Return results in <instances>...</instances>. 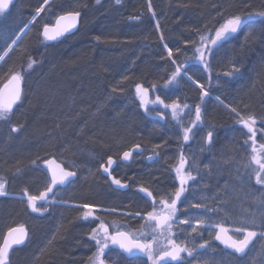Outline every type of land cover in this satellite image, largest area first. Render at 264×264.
Listing matches in <instances>:
<instances>
[{"label": "trees", "instance_id": "trees-1", "mask_svg": "<svg viewBox=\"0 0 264 264\" xmlns=\"http://www.w3.org/2000/svg\"><path fill=\"white\" fill-rule=\"evenodd\" d=\"M91 2L87 0L88 5L83 8L88 13L80 32L69 41L70 44L68 42L69 45L51 52L50 62L39 73L26 75L28 64L20 62L23 51L30 48L27 42L0 68V72L6 70L17 60L19 74L28 76L23 104L20 102L13 114L19 113L17 120L25 123L24 135L32 142L29 146L16 148L5 143L6 137L0 139V165L8 169V173L24 169V177L19 178V182L44 181L42 171L29 166L47 151L50 154L58 152L62 158H75L77 167L86 169L95 165L88 155L103 159L132 141L145 147L170 148L176 138L164 132L160 125L151 123L141 114L139 106L129 101H133L134 81L149 80L147 87L157 90L178 68L180 73L183 71L193 79L203 81V76L208 73L211 79L224 78L222 74L232 70L233 62H239L244 68L243 75L231 77L230 83L222 89V100L244 117L254 115L257 123L262 122L264 20L256 17L245 23L219 48L209 42L208 46L214 48L210 72L200 63L196 48H203L201 36L215 38L216 29L227 19L264 11V0H149L158 27L147 11L145 0H120L119 3L117 0H100L98 9L93 11H90ZM163 45L172 51V57H166ZM38 60L35 59V63ZM119 81L124 83L119 85ZM173 82V91L190 93V85L180 74ZM168 85L171 88V84ZM32 95L36 98L29 101ZM28 101L31 102L29 109L24 105ZM250 105L253 107L249 111L256 113L249 114L243 108ZM214 110L212 116L216 115ZM38 134L39 142L36 140ZM20 135L23 133L7 137L11 141ZM92 170V178L82 180L69 196L94 199L95 204L112 206L115 212L122 214L141 206L138 196L109 190L96 169ZM140 174L151 183L160 178L154 167L144 168ZM163 180L160 181L163 183ZM78 204L86 203L79 201ZM0 206V226L11 228L19 223L28 224L32 218L23 203L5 198L0 200ZM60 214L54 212L47 220L35 222L33 245L26 244L15 250L9 264H75L82 256L84 231L75 223L72 213L63 217L60 227ZM120 218L124 220L122 216Z\"/></svg>", "mask_w": 264, "mask_h": 264}, {"label": "flooded vegetation", "instance_id": "flooded-vegetation-1", "mask_svg": "<svg viewBox=\"0 0 264 264\" xmlns=\"http://www.w3.org/2000/svg\"><path fill=\"white\" fill-rule=\"evenodd\" d=\"M86 5H88L87 0H48L47 4L44 3V0H11L9 8L0 13V57L8 50L0 67L6 64L12 56L18 54L26 42L29 43L34 54L37 53L38 55L41 53V55L44 54L45 56L69 45V41H72L81 30L85 17L82 10ZM41 6H43L44 10L37 16L36 10ZM90 8L91 11L96 9L95 6H90ZM76 12L81 15L78 28L74 33L66 34L57 41H48L42 38L45 26L53 28L60 17ZM23 30L24 32L22 33ZM32 35H34L33 38ZM18 37L19 39H17ZM14 40L16 41L15 44L12 43ZM33 67H35L34 64ZM17 73H19L17 64L1 71L0 88ZM29 75L30 72L28 73ZM21 77L23 95L25 79L27 78L25 75ZM164 89L161 86L156 90V94L158 95L159 90L162 91ZM193 89H195V86H190V113L184 114L183 117H180V114L174 120L176 124L178 121V126L183 130L191 128L189 140L185 141L184 133L182 134L178 130L174 134L176 139L173 144L166 149L152 145L143 148L139 143L132 141L126 147L117 150L112 156H107L103 159L96 156L88 157L95 165L92 168L88 166L86 169H80L77 166L69 168L65 163L59 161L65 170L75 172L76 177L66 187L58 188L52 194L47 193V197L49 199L51 195L61 191L65 194L60 199L61 203L70 202L66 198L68 193L77 188L82 180L91 179L93 176L92 169L94 168L98 177L104 180L109 190L121 192L113 189L108 183L107 177L102 174L103 168L101 165L107 167L108 158L111 157L114 161L109 169L111 175L127 185V190L124 192L138 196L142 202L137 210L129 209L128 215H126V212L123 213L122 217L124 220L120 221L124 223L126 228L119 231L135 235L141 240L151 241L152 236L146 238L137 236L139 232H142L141 227L145 223L141 216L146 217L147 213L152 211L153 200L156 201L158 209L163 212L168 211L164 209L163 205L159 204V201L165 197H167V200L176 198L175 193L180 188V182L175 169L180 167L181 157H183L184 170L190 172L195 179L188 181L185 186L186 191L182 194L181 199L177 201L176 223L172 225L171 235L181 246L197 250L194 252L193 257L187 256V253H181L183 264H264V224L254 214L259 209L264 210V186L257 185L255 182L254 170H258L259 166L253 161V157L256 160H264V149L261 148V144H264V120L255 125L257 135L255 137L256 144L253 145L252 140L248 138L250 134L247 133V129L243 128L242 124L237 123L239 117L220 102L223 112L218 111L223 115V120L219 127L215 123L212 124L210 122L212 116L211 108L207 106L209 101L204 98L201 99V94H196ZM141 95L145 103L142 105L143 107H139V111L149 120L153 118L155 113L161 114V117H157L155 122L163 128L167 122L166 117L163 116L164 113L169 114L173 109L171 107L165 108L163 104L158 103V96L156 95L151 99L143 93ZM137 103L140 104L141 102L138 101ZM197 105H200L202 114V119L198 122L195 120ZM188 109L189 107L183 112ZM226 119H228V123ZM181 120L184 121L181 124L182 126H180ZM226 125L231 127V135L227 140L219 136L222 131H225L222 129ZM209 131L213 132L211 142L208 140ZM135 147H141V149L139 148L140 151L135 150L132 152ZM253 147L256 148L255 153L252 151ZM126 151L131 153L128 160L123 159V153ZM73 160L71 161L76 162L75 158ZM151 167H154L160 176L155 183L141 178V170ZM160 180H163V183ZM49 183L47 177L44 185L32 195L39 196L41 192H45ZM141 187L151 191L153 196L148 198L145 192L139 191ZM193 203L201 204L203 207L193 208ZM72 204L76 205L71 209L74 221L84 231L82 260L84 264H93V261L89 258L94 256L98 246L95 240L90 239L92 230L94 228L98 229L99 224L103 222L108 227L109 234H114L117 231L113 229L115 211L112 206H97L92 211L98 216V219L92 217L84 219V213L87 212L86 208L79 207L78 202L75 201ZM206 209H212V211H206ZM187 210H190L191 216H189V211ZM136 213L141 215H135ZM185 218H190L194 226L197 219H204L206 224L200 226L197 232H193L187 224L179 223V220ZM242 223L248 230L256 231L258 235L253 239L249 250H246L247 255L238 256L233 253L232 249L225 248L224 244L215 239V234L218 231L216 225L219 224L226 228L228 230L227 234L233 238H243L242 233L235 231V228ZM183 229H187V231H182ZM103 237L104 233L101 231L100 238L102 243H104ZM158 239L161 247L168 246L166 236ZM107 243L106 255L101 257L104 264H152L148 260L147 255L137 249H133L134 254H125L117 250L111 240H108ZM205 243L210 245V247L200 249L199 245ZM197 252L201 254L197 255ZM230 253L232 254L230 255ZM161 264H164V262L161 261ZM170 264H176V262H170Z\"/></svg>", "mask_w": 264, "mask_h": 264}, {"label": "snow or ice", "instance_id": "snow-or-ice-1", "mask_svg": "<svg viewBox=\"0 0 264 264\" xmlns=\"http://www.w3.org/2000/svg\"><path fill=\"white\" fill-rule=\"evenodd\" d=\"M100 0H97V3H99ZM120 0H117V3H119ZM11 3V0H0V13H3L6 9L9 8V5ZM44 3L47 4L48 0H44ZM44 10L43 6L38 8L36 10V15L39 16L40 13ZM149 11H152L151 5L149 6ZM80 13H70L69 17L73 21V24L71 27H75V21L79 17ZM256 17L261 18V20H264V11H259L254 14L250 13L247 16H234L232 18H229L226 20L225 23H223L218 29L215 31V38L211 37H204L201 36V41L203 42V48L197 47L196 52L199 53V60L200 63L203 64L205 71L211 70V64L210 59L211 56L214 55V48L209 47L208 44L214 46L215 48H219L222 46L224 42H226L233 34L238 33V31L241 29L242 25L245 23L254 20ZM35 19V18H34ZM61 20L66 19V17H60ZM68 28H65L64 31H68ZM62 32L57 33V35H62ZM43 35L46 40L55 39L54 36L49 35V28L48 26L44 27ZM19 39V37L17 38ZM13 44L16 43L14 40L12 42ZM169 57H172V51L169 50ZM3 57H0V60H2ZM35 61H30L28 64V68L31 69ZM173 63L175 61L173 60ZM181 69L178 68L176 73L173 74L172 78L168 81V83H172L175 81L176 76L180 74ZM244 72V68L239 62H233L232 64V70L229 72H225L224 75L227 77H238L242 76ZM22 77L19 73L13 75L11 77V82H16V88L15 91L11 97V99L7 103L0 102V120H7L9 118V114L13 111V105H15L18 101L22 100V89L19 87L20 81ZM189 80H192L194 84L198 88L201 89V99H203L204 96L208 95V92L204 89L203 84L198 83L196 80H194L191 76L188 77ZM137 93H143L144 95H147L148 90L146 88H143L141 85L136 86ZM157 102L160 104H163L165 108L171 107L173 109V117L175 118L179 111H182L181 105L173 102L171 105L166 104L164 100L160 99V97H157ZM141 103L142 105L145 103V100L143 96H141ZM183 108H188V105H183ZM232 112L236 114L237 117H239L237 123L242 124L243 128L247 129V133L250 134L248 137L252 140V144H256V135L257 131L255 128V125L257 123V118L254 115H249L247 118L241 115V113L236 109L232 108ZM159 115V113H157ZM202 114H201V107L200 105L196 106L195 109V120L201 121ZM19 129L17 127L12 128V132H17ZM189 132H191V128H185L184 129V140H189ZM213 137V132H208V140L211 142ZM247 143V141H245ZM159 147V145H157ZM261 148L264 149V144H261ZM253 153L256 152V148H252ZM131 156L130 152H124L123 153V159L128 160ZM253 161L258 164L259 168L258 170H254L255 172V182L257 185L264 186V160H256L255 157H253ZM48 163H52L49 161ZM114 163L111 157L108 158V166L105 167L104 165H101L103 168V171L105 173H108L109 176H111L110 167ZM175 171L177 172V176L179 178L180 182V188L175 193V199L171 200H165L161 199L159 201L160 205H163L164 209H167V212H163L161 210H158L157 203L155 200H153V211L148 212L147 216H141L142 219L146 220L147 223L143 226L144 231L141 233V237L145 236V234L148 232V230H151V232L154 234L151 241H148L146 239L141 240L140 238L136 237L135 235L125 233L124 231L117 230L114 234H109L108 227L105 226L103 222H101L98 226V229L94 228L92 230V235L90 236V239L95 240L96 244L98 246L97 252L94 254L93 257H90L89 259L93 261V264H104L103 259H101L102 256H105V249L108 248V240H111V243L113 245H119L121 249H123L125 252L129 254H134L133 249L139 250V252L144 253L147 255V258L149 261L152 262V264H161V261L164 262V264H170V262H176V264H183V257L181 256V253H187V256L193 257L194 252L197 250L195 248H189L181 246L176 239L172 238L171 231H172V225L176 223L175 219V213L178 210L177 209V201L181 199L182 194L186 191V185L189 180H194L195 177L191 175L190 172H187L184 170V163H183V157H181V165L180 167L176 168ZM76 175L73 171H65L64 169H60L59 175H57L55 172L52 174L51 183L47 186V189L45 192H41L39 196L31 195L27 190L24 191V196L27 197L28 201V207L31 209L32 212H43L47 211L46 204L48 203V197L47 193L53 191L54 185H64L65 183H69L70 178L74 177ZM113 184L118 185L120 188H126L127 185L123 184L119 179L113 178L112 180ZM140 192H145L148 197H152L153 194L151 191L141 187L139 189ZM6 195L5 190V183L3 181H0V196ZM41 200L44 201V204L37 205L36 201ZM79 207L82 208H88L89 211L84 213V219H88L89 217H92L94 219H98V216L94 214L92 211V207L87 204L79 205ZM193 208H200L203 207V205L198 203L192 204ZM107 211V210H105ZM206 211H212V209H206ZM126 215H128L126 213ZM135 215H141L140 213H136ZM190 216L192 214H189ZM154 222V223H152ZM180 224H187L193 232H197L198 228L200 226H204L206 224V221L204 219H197L196 225L194 226L192 224V221L190 218H185L179 220ZM254 223V221H252ZM216 227L218 228V231L215 234V239L217 241H220V243L225 245V248L232 249L233 253L237 254L238 256H244L247 255V251L250 248V245L253 242V239L257 237L256 231H250L247 227L244 226L242 223L240 226H237L235 228V231L237 233H242L243 238H233L231 235H228V230L224 228L222 225L217 224ZM159 230L160 236H166L167 239V245L161 247L160 241L158 237L155 235V233ZM104 233V243L101 242L100 238V232ZM182 231H187V229H183ZM15 233L16 235H12ZM9 236H12V239H5L3 246H0V264H8L9 261V250L13 248L14 245H23L27 241V232L25 229L21 226L19 228H13L9 231ZM206 247H210L207 243L200 244V249H205ZM201 253L197 252V255ZM232 253H230L231 255Z\"/></svg>", "mask_w": 264, "mask_h": 264}, {"label": "rangeland", "instance_id": "rangeland-1", "mask_svg": "<svg viewBox=\"0 0 264 264\" xmlns=\"http://www.w3.org/2000/svg\"><path fill=\"white\" fill-rule=\"evenodd\" d=\"M146 1V8H147V11H148V13H149V15L151 16V18L153 19V22H154V25H155V27H158L157 26V23H156V20H155V16H154V12H153V9H152V11H149V6H150V2H149V0H145ZM151 8H152V6H151ZM1 20V19H0ZM2 32V31H1ZM163 48V51H164V54L166 55V57H169V49L165 46V45H163L162 46ZM40 60L41 61H44L43 60V58H40ZM17 60H15V62H14V65H16L17 63ZM75 62V61H74ZM173 67H174V69H176V66L173 64ZM228 70V69H227ZM225 72H229V71H225ZM224 72V73H225ZM208 73V72H207ZM218 73L219 72H217L216 73V75H218ZM224 73L222 74V76L224 75ZM200 77H202L201 76V74L199 73L198 74ZM220 75H221V72H220ZM180 76L186 81V82H188L189 83V85H193V82H192V80H189L188 79V77H189V75H187L186 73H184L183 71L180 73ZM94 77V76H93ZM204 77V79H207V80H210L211 78H210V74L208 73V75L206 76H203ZM221 77V76H220ZM220 77H218V78H216V80L217 81H219V82H221V78ZM223 77H226V79H225V83L227 84L228 82L230 83V77H227V76H223ZM37 79V78H36ZM171 79V77H169L168 78V81ZM134 80H136V79H134ZM216 80H214V81H216ZM145 81H147V82H145ZM168 81L165 83V84H163L164 86H163V88H165V86H166V88L164 89V90H159V97H160V99H162V100H164V102L166 103V102H169V103H166V104H169V105H171L173 102H175V103H177V104H184L185 105V103H188V107H190V93L188 94H186V96L185 97H189V101H187V102H181V101H178L177 99V95H178V92L177 91H173L172 90V87L173 86H175V82H172V83H170L171 84V88H170V86L168 85L169 83H168ZM213 81V83H214V85H216V86H218V84L217 83H215ZM148 82H149V80H140V79H137L136 81H134V83L132 84V89H131V93H132V97H133V99H135L137 102L138 101H140L141 102V93H137V89H136V86L137 85H141L143 88H146L147 89V85L146 84H148ZM152 83V82H151ZM152 84H154V82L152 83ZM214 89H216L217 90V88H214ZM153 90H154V88H153ZM219 92H220V90H218ZM25 92V91H24ZM155 92H156V90H155ZM171 94V95H170ZM176 94V95H175ZM222 94H223V92L221 91V96H222ZM35 95H32L28 100L29 101H31L32 100V98H36V96L34 97ZM23 98H24V96H23ZM23 98H22V100H21V103L20 104H23ZM218 98V97H217ZM216 98V99H217ZM26 100H24V102H25ZM29 101L27 102V103H25L24 105H25V107L27 108V109H29L30 107H31V102L29 103ZM217 101H219L222 105H224V106H229V105H227V104H225L223 101H222V99H217ZM19 104V105H20ZM220 107H221V105L220 104H218ZM23 106V105H22ZM138 106L140 107H143L142 106V103H140V104H138ZM252 107H253V105H250V106H248V107H245V106H243V108L244 109H246V110H248L247 111V113H249V114H254V113H256V112H251V111H249V109L250 110H252ZM72 108V107H71ZM172 109V108H171ZM186 108H182V111H179V114L174 118L173 117V110H171L170 112H169V114H167V113H164V116L166 117V123H165V126L163 127L166 131H168L171 135H172V137H173V139H175L176 137L174 136V134H176V131H178V130H180L181 132H182V134L184 133V130L182 129V128H180L179 126H178V121H177V124L176 123H174V120H176L177 119V117L181 114V116L180 117H183L184 116V114L185 115H187L188 113H190V109H188L186 112H183L184 110H185ZM23 111H25V110H23ZM15 112V111H14ZM183 112V113H182ZM261 112H263L264 113V111H261ZM259 113V112H258ZM18 114L19 113H16L15 115L13 114V113H10L9 114V118L7 119V120H0V139H2L3 137H6L5 138V143H10L11 145H12V147H16V148H21V147H23V146H29L30 145V143L32 142V140L30 139V138H27V136H25L24 134H25V128H24V125H25V123L23 122H21V121H19V120H17L18 118H17V116H18ZM246 118V117H245ZM261 118H264L263 116H261ZM63 121H66V118H63L62 119ZM173 120V121H172ZM261 120H264V119H261ZM184 121L183 120H181L180 121V126H182L181 124L183 123ZM26 126V125H25ZM13 127H17L19 130L17 131V132H12V128ZM176 127V128H175ZM6 130V133L8 134H5L4 133V131ZM260 131V130H259ZM21 132V134L23 133V135H20V136H17L18 138H16V137H13L12 138V140L11 141H9L10 139L7 137V136H9V135H11V134H14V135H17L18 133H20ZM261 132V131H260ZM262 133V132H261ZM26 134H27V132H26ZM35 136H36V134H35ZM10 137H12V136H10ZM42 138V137H41ZM9 139V140H8ZM37 142H39L41 139H40V135L38 134V137H37ZM154 142L155 143H157V142H160L159 140H157V141H155L154 140ZM38 149H41L42 150V147H39ZM45 152V151H44ZM25 156H27V154H25L24 155V157ZM51 156H53L54 158H56L58 161H60V162H63V163H65L66 164V166L67 167H69V168H75L76 166H77V164H75L74 162H72L71 161V159H69V158H67V159H65V158H62L61 157V155L58 153V152H53V154H50L49 153V151H47V152H45L43 155H41V156H38V157H36V159L35 160H33L32 161V164L29 166V168H31V169H35V168H37V169H39V170H41L42 171V173H43V177H44V183L46 182V178H47V176H46V173H45V171H43V169L41 168V163L43 162V161H45L47 158H49V157H51ZM89 157H90V155H88ZM71 157H73V156H71ZM63 160V161H62ZM3 170H1V166H0V181L2 180V178H3V173L4 172H2ZM7 173V172H6ZM18 177L19 178H22V177H24V174H19L18 175ZM19 178H18V180H19ZM87 180H89V179H87ZM36 181H37V185H39V186H43L44 184H43V182L41 183V181L39 182L38 180H32V182L34 183H36ZM41 186V187H42ZM45 186H46V184H45ZM16 188H15V194H12L11 195V193H9V191L7 190V188H8V184H6L5 183V190H6V195H4V196H0V200H2V199H7V198H9V199H12V200H14V201H17V203H23L24 205H26L27 206V211L29 212V214L30 215H32V218H30L29 219V223L27 224V223H19V225H23L24 227H26V229H27V231H28V233H29V238H28V243L27 244H31V246L33 245V237H34V233H35V227H34V223L35 222H37V221H40V220H44V218H45V220H47V217H49V216H52L51 214H53L54 212H56V214L57 213H61L60 214V217H59V219H60V227H61V224L63 223V217L65 216V215H67L68 213H70L71 214V209L72 208H74L76 205H74V204H72L74 201L76 202V200H79V201H85V203L87 204V205H90V206H93L92 207V209L94 208V207H96V206H99L98 204H95V202H94V199H90V198H82L81 196H72V195H70L69 196V193H68V195H67V199L68 200H70V202H67V203H64V202H62L61 203V201H60V199L62 198V197H64L65 196V194L64 193H62L61 191H57V193H55V194H53V195H51V197L48 199V203L45 205L46 206V208H47V211H43V212H32L31 211V209L28 207V201H27V197L26 196H24V187H23V183L22 184H18V186H15ZM10 188V187H9ZM70 198H76V200H71ZM162 199H165V200H167V197H165V198H162ZM78 201V202H79ZM36 203H37V205H41V204H44L45 202L44 201H40V200H37L36 201ZM95 204V205H94ZM80 205V204H79ZM99 207H101V206H99ZM0 208H1V206H0ZM86 210L87 211H89V209L88 208H86ZM158 210H160V209H158ZM152 211H153V209H152ZM151 212V211H150ZM188 214H190V212H188ZM115 219H117V220H115L114 219V221H113V229L114 230H122L123 228H126L125 227V225H124V223L122 222V221H120L121 220V216L123 215L122 213H117V212H115ZM190 216V215H189ZM57 220H58V218L55 220V221H53L52 222V226L57 222ZM147 223V221L145 220V223L142 225V227H141V230H142V232L144 231V228H143V226L145 225ZM152 223H154V222H152ZM18 225V226H19ZM17 226V225H16ZM7 229H9V226H0V239H1V237L3 236V233L7 230ZM142 232H139L138 234H137V236H141V233ZM153 233L151 232V230H148V232L145 234V236H143V238H146V237H148V236H152L153 237ZM155 235L156 236H158V238L159 237H163V236H160L159 235V230H157V232L155 233ZM43 240V239H42ZM43 242H45V241H43ZM84 253H85V251H84ZM10 258V260H12L13 259V254L9 257ZM83 259V257L81 256V258L79 259V260H77V262L75 263V264H84V261L82 260Z\"/></svg>", "mask_w": 264, "mask_h": 264}, {"label": "bare ground", "instance_id": "bare-ground-1", "mask_svg": "<svg viewBox=\"0 0 264 264\" xmlns=\"http://www.w3.org/2000/svg\"><path fill=\"white\" fill-rule=\"evenodd\" d=\"M92 2L90 3V6L92 7V6H95L96 7V9L95 10H97L98 9V3H97V0H91ZM91 9V8H90ZM94 10V9H93ZM92 10V11H93ZM91 11V10H90ZM82 13L84 14V15H86V13H88V12H84L83 10H82ZM67 15H69V14H67ZM81 15V14H80ZM80 15H79V18H80ZM25 30V29H24ZM24 30L22 31V33L24 32ZM21 33V34H22ZM42 34H43V32H42ZM64 35H66V34H63V36ZM33 36L34 35H32V38H33ZM62 36V37H63ZM42 38L43 39H45L44 37H43V35H42ZM48 41H50V40H48ZM7 52H8V50L2 55V57H3V59L2 60H0V65L3 63V61L5 60V57H6V55H7ZM50 55H47V56H45L44 54H42L41 55V53L40 54H38L37 55V53L36 54H34L33 53V51H31V48H29V49H27V50H25V51H23V55H22V58L20 59V62H21V64L22 65H26V64H29V62L30 61H32V59L33 60H35V58L36 59H39L38 60V62L37 63H35V67H33V68H31V69H29L28 70V73L30 72V76L31 75H35V74H37V73H39L40 71H41V69L42 68H44L46 65H48V62H50ZM40 58H43V60L44 61H41L40 60ZM1 68V67H0ZM28 73H27V75H28ZM23 74L20 72V76H22ZM46 77V76H45ZM220 77V76H219ZM216 78H218V77H215V78H213V79H210V80H207V79H203V81H198V83H201V84H203V86H204V89L208 92V95L207 96H204L203 98L206 100L207 99V101H209V104L207 105V106H209L211 109H210V112L212 111V110H214L215 111V116L213 115L212 116V118H210V122L213 124V123H215L216 125H217V127H219V125H220V123L222 122V120H223V115H221V113L219 112V111H222L223 112V110H221L222 109V107H220L218 104H219V101H217V99L218 98H220V99H222V97H221V91H222V89H223V87H225L226 86V81H225V79H226V77H224V78H222V77H220L221 78V82H219V81H217L216 80ZM214 80H216V81H214ZM213 81L215 82V83H217L218 84V86H216V85H214V83H213ZM121 83H124V81H119L118 82V84L120 85ZM188 83V82H187ZM189 84V83H188ZM193 85L195 86V89H193L194 91H195V93L196 94H201V89L200 88H198L197 86H196V84H194L193 83ZM191 86V85H190ZM165 88H166V86H165ZM214 88H217V90L216 89H214ZM147 90H148V92H147V95H146V97H148L149 99H151L152 97H154L155 95L156 96H159V94L157 95L156 94V92H155V90H153V89H149L148 87H147ZM218 90H220V92L218 91ZM186 94L187 93H181V92H178V95H177V100L178 101H183V102H187V101H189V97H185L186 96ZM189 94V93H188ZM171 95V94H170ZM176 95V94H175ZM218 97V98H217ZM217 98V99H216ZM129 103H131V104H135L136 106L138 105V103H137V101L135 100V99H133V101L132 100H130L129 101ZM152 104V103H151ZM186 105H188V103H185ZM179 105H181V108H183V105L184 104H180L179 103ZM200 105H202V104H200ZM230 110L232 109V107L231 106H227ZM189 109H190V107H189ZM219 110V111H218ZM129 111H132L131 109L129 110ZM131 113H133V111L131 112ZM163 115V114H162ZM232 115V114H231ZM164 116V115H163ZM189 116H190V114H189ZM157 117H161V114H157V113H155L154 114V116H153V118H151V123H155L156 124V122H155V119L157 118ZM215 117V118H214ZM154 120V121H153ZM226 122L228 123V119H226ZM25 127V126H24ZM231 127L229 126V125H226V127L225 128H223L222 130H225V131H222L221 132V134H219V136L221 137V138H223V139H229V137H230V135H231V129H230ZM26 129V128H25ZM162 130L164 131V132H167L164 128H162ZM4 133L5 134H7L6 133V130L4 131ZM168 133V132H167ZM169 134V133H168ZM8 135V134H7ZM136 141H137V138L135 139ZM137 143H139L138 141H137ZM140 144V143H139ZM128 145V143L127 144H125V145H122V146H120L119 148H118V150H120V149H122V148H124V147H126ZM143 148H145V146H142ZM140 149H141V147H139ZM91 156V155H90ZM96 155H94V156H92V157H95ZM1 166V165H0ZM1 170H3L2 172H4L3 173V178H2V180L1 181H3L4 183H6V184H8V188H7V190L9 191V193H11V195L12 194H15L16 192H15V186H18V184L20 183V184H22V182H19V180H18V175L19 174H23V171H24V169H21L20 170V172H16V173H8V169H6L5 167H3V166H1ZM7 172V173H6ZM10 187V188H9ZM23 187H24V190H27L28 192H29V194H33V192H35V191H37V189L38 188H41V186H39V185H37V181H36V183L34 182H32V183H29V184H26V183H23ZM187 211H189L190 212V210H187ZM125 213V212H124ZM254 214L255 215H257V217H258V219H259V221L262 223V224H264V210L263 209H259L258 211H256V212H254ZM2 240H3V238L1 237V239H0V246H1V243H2ZM18 249H20V248H18ZM15 250H17V249H14V250H12L11 252H10V254H9V257L13 254V252L15 251ZM261 252H262V250H261ZM10 263V258H9V261H8V264Z\"/></svg>", "mask_w": 264, "mask_h": 264}, {"label": "water", "instance_id": "water-1", "mask_svg": "<svg viewBox=\"0 0 264 264\" xmlns=\"http://www.w3.org/2000/svg\"><path fill=\"white\" fill-rule=\"evenodd\" d=\"M63 17H66V19H63V20L58 19V21L56 22V25H55L53 28H49V35L55 37V39H51L50 41H57V40H59V39L62 38L63 34H67V35L72 34V33H74V32L76 31V29L78 28V25H79V17H78L77 20L75 21V27H71V25L73 24V21L71 20V18L69 17V15H65V16H63ZM65 28H68L69 30H68V31H64ZM43 31H44V30H43ZM59 32H62L63 34H62V35H57V33H59ZM42 35H43V34H42ZM43 37H44V35H43ZM44 38H45V37H44ZM10 81H11V79H9V80H8V81H7V82H6V83L0 88V102L7 103V102L11 99V97H12L14 91H15V88H16V82L13 81V82L10 83ZM19 87L22 89V83H21V81H20ZM19 103H20V101H18L15 105H13V110L18 106ZM135 150L140 151L139 147H135V148L132 150V152L135 151ZM49 161H51L52 163H48ZM41 168L47 173L48 178H49V180H50V183H51V179H52V174H53V172H55L57 175H59L60 169H61V168L64 169L63 166H62L59 162H57V160L54 159V158H49V159H46L45 161H43V162L41 163ZM64 170H65V169H64ZM65 171H68V170H65ZM102 174H103L105 177H107L108 183L111 185V187H112L113 189H115V190H119V191H121V192H124V191L127 190V187H126V188H120L118 185L113 184V183H112V180H113L114 177H113L112 175L109 176V174H108V173H105L103 170H102ZM75 177H76V175H75L74 177H71V178H70V181H73V180L75 179ZM69 183H70V182H69ZM69 183H65L64 185H59V184L54 185V186H53V191H52V192H49L48 194H52L57 188H64V187H66ZM145 195L147 196L146 193H145ZM147 197H148V196H147ZM148 198H150V197H148ZM19 227H21V226L12 227V228H10V229H13V228H19ZM22 227H23V228L25 229V231L27 232V240H28V231H27V229H26L24 226H22ZM10 229L6 231V233H5L4 237H3L2 243H1V246H3V243H4V241H5L6 238L9 239V240L12 239V236H9V231H10ZM12 235L14 236V235H16V234L13 233ZM26 244H27V241H26V243L23 244V245H14L13 248L9 250V254H10V252H11L12 250H14V249H18V248H22V247H24ZM113 246H114L117 250H119L121 253H125V254L127 253V252H125L123 249H121V248L119 247V245H113Z\"/></svg>", "mask_w": 264, "mask_h": 264}]
</instances>
